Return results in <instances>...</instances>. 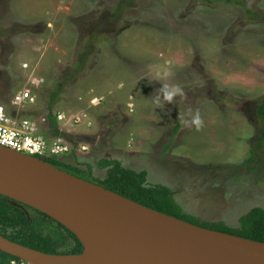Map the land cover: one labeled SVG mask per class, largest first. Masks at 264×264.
Wrapping results in <instances>:
<instances>
[{"label": "rangeland", "instance_id": "rangeland-1", "mask_svg": "<svg viewBox=\"0 0 264 264\" xmlns=\"http://www.w3.org/2000/svg\"><path fill=\"white\" fill-rule=\"evenodd\" d=\"M91 28L100 34L91 63L53 111L85 109L94 128L56 123L53 134L88 145L65 160L98 178L104 157L144 169L201 220L236 227L264 208V161L243 163L264 97V0H0V105L49 119L43 90ZM24 87L37 103L17 109L10 100Z\"/></svg>", "mask_w": 264, "mask_h": 264}, {"label": "water", "instance_id": "water-1", "mask_svg": "<svg viewBox=\"0 0 264 264\" xmlns=\"http://www.w3.org/2000/svg\"><path fill=\"white\" fill-rule=\"evenodd\" d=\"M0 194L49 215L84 245L81 254H52L0 235L1 251L30 264H264L262 241L190 223L60 169L45 158L3 146ZM84 230L106 238L113 257L83 258Z\"/></svg>", "mask_w": 264, "mask_h": 264}, {"label": "trees", "instance_id": "trees-1", "mask_svg": "<svg viewBox=\"0 0 264 264\" xmlns=\"http://www.w3.org/2000/svg\"><path fill=\"white\" fill-rule=\"evenodd\" d=\"M128 1L133 2L134 0ZM251 13L253 12L248 9L247 14ZM93 29L91 28L85 36V44L79 49L73 63L61 68L56 83L48 92L43 90L50 124L55 132L58 130L53 108L61 101L63 86L85 73L91 63L94 47L100 37V34ZM256 115L260 121L259 130L249 150V156L243 162L250 169L264 161V97L256 105ZM74 145L78 144L74 142ZM72 154H75L74 150ZM65 159V157H50L47 158V162L76 176L101 184L147 207L190 223L264 242V208L260 206H255L241 215L236 227L228 226L223 221L201 220L184 210L175 198L170 185L148 184L147 171L144 169L135 170L124 166L119 159L104 157L97 161V166L105 170V175L103 178H98L91 175L90 166L87 167V171H84ZM0 235L46 253L81 254L84 252L83 243L64 225L44 212L2 194H0ZM12 262L21 263L23 261L0 250V264H11Z\"/></svg>", "mask_w": 264, "mask_h": 264}, {"label": "built area", "instance_id": "built-area-1", "mask_svg": "<svg viewBox=\"0 0 264 264\" xmlns=\"http://www.w3.org/2000/svg\"><path fill=\"white\" fill-rule=\"evenodd\" d=\"M88 97L89 106H96L101 99L88 91L85 94ZM84 96H79L81 100ZM15 108H25L33 106L37 103V96L28 87L16 90L10 100ZM56 123L62 124L63 130L78 129L80 127L86 129L94 128V120L92 115L85 109H77L69 112H54ZM47 124L49 128L43 129V125ZM58 129V128H57ZM52 127L49 126L48 117H25L18 112H9L3 105H0V146L8 147L13 150L34 155L39 158L58 157L63 158L65 155L71 154L78 147L82 151L88 149V145L80 144L78 147L74 145V140L60 134H53ZM11 264H30L27 262Z\"/></svg>", "mask_w": 264, "mask_h": 264}, {"label": "bare ground", "instance_id": "bare-ground-1", "mask_svg": "<svg viewBox=\"0 0 264 264\" xmlns=\"http://www.w3.org/2000/svg\"><path fill=\"white\" fill-rule=\"evenodd\" d=\"M85 244V254L83 258H89L93 261L110 259L114 255V250L109 241L101 235H97L92 230L82 232ZM192 254V253H190Z\"/></svg>", "mask_w": 264, "mask_h": 264}, {"label": "clouds", "instance_id": "clouds-1", "mask_svg": "<svg viewBox=\"0 0 264 264\" xmlns=\"http://www.w3.org/2000/svg\"><path fill=\"white\" fill-rule=\"evenodd\" d=\"M169 99L171 98V96L168 97ZM194 123L197 124V126L200 125L201 121L199 120V118L197 117V119L194 121Z\"/></svg>", "mask_w": 264, "mask_h": 264}, {"label": "crops", "instance_id": "crops-1", "mask_svg": "<svg viewBox=\"0 0 264 264\" xmlns=\"http://www.w3.org/2000/svg\"><path fill=\"white\" fill-rule=\"evenodd\" d=\"M68 156H69V154H68V155H65L64 157H65V158H68ZM64 157H63V158H64Z\"/></svg>", "mask_w": 264, "mask_h": 264}]
</instances>
